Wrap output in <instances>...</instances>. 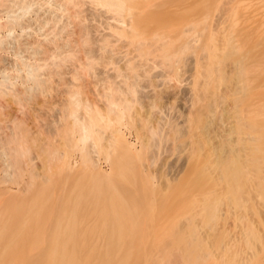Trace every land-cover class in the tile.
Returning <instances> with one entry per match:
<instances>
[{"label":"bare ground","instance_id":"6f19581e","mask_svg":"<svg viewBox=\"0 0 264 264\" xmlns=\"http://www.w3.org/2000/svg\"><path fill=\"white\" fill-rule=\"evenodd\" d=\"M216 1L217 0H49L47 2L49 4L51 3L50 5L54 8H52V10L51 6L49 10L50 13L44 12V14L41 13V10L39 11L41 3L39 2V5L37 0H0V7H3L0 8V11L3 13L4 9L6 12L4 15L6 24L4 21L0 23L2 24V29L5 24L8 30H12L15 27L24 29L26 25L23 23L27 21V26H29V23L30 25L32 24L33 19L35 23H39V26L52 20L55 26L58 25V28L65 30L69 39L84 45L90 40L92 30L95 31L98 28H95L93 25L95 22L90 23V19L93 21L96 18L100 19V17L104 16L106 19L111 17L114 23L116 21L115 24L111 20L109 21L112 23L107 20L104 23H108H106V25L109 31L111 30L110 34H113L112 36L115 37V39L117 37L118 39L123 38L121 39L122 46L128 45L126 47H132L133 50L137 51V55L139 56V59L134 58L136 55H134V53L136 52H134L131 57H129L130 55L128 56V60L126 61H129L127 62L129 65L125 62L124 65H128V67H124H127L130 71L126 73L125 71L128 70H124V72L129 75H125L123 74L124 72H121L125 77L127 76L125 78L126 80L123 79V82H127H125L127 85L125 83L124 85L127 86L129 89L128 91L131 90L133 94L137 93L135 95L140 94L147 98V103L145 102L147 106L145 108L147 109L144 108L145 105L141 102L144 105L141 107L144 108L142 115L145 118L141 117L147 121L144 123L146 124L145 126L144 124H142L143 126L141 125L142 128L146 127L145 130L143 129L144 131L141 130V132L143 131V133H145V137L142 138L139 136L140 147L143 149L146 148L147 150L146 157H143L145 159V164L143 165L145 166V178L148 180L152 179L160 169V175L163 174V177L166 176L165 179L170 183L172 190L184 195L186 194L187 196L184 197L185 199L189 198L188 195L191 197L190 204L195 210L216 213L218 209H223L222 213H228L230 211L242 209L244 197L262 198L264 200V7L260 4L259 8L255 7L258 3L255 5L253 2H256V0L251 1V4H254L253 6L256 9L250 6L248 0L246 4L249 5V8H245L248 6H246L244 2L245 5L240 3L241 6L239 5L238 9L235 7L237 6V1L241 2V0H223L221 3H217ZM235 1L236 3H234ZM35 2L39 7L36 4V6H33ZM85 4H88V6ZM42 6L44 5L42 4ZM49 6H47V8ZM250 8L252 12H250ZM245 9H248V11ZM58 10H60L59 13H57ZM26 14H29L28 16H31L32 20L29 18L24 19L26 18ZM1 16L3 17V14ZM101 19L103 20V18ZM96 22L99 21L97 20ZM97 24L100 26V22ZM31 29L33 28L31 27ZM102 29L103 28H101V30ZM34 30L36 31V29ZM64 30L61 31L63 32ZM22 31L23 30H21V32ZM53 31L52 33L50 32V34L56 35L58 33L57 29V32L55 31L56 33ZM7 32L6 35L9 34L10 31ZM25 32L28 33L27 30ZM65 32L62 33L63 36ZM105 32L107 35L109 34L107 31ZM61 33L59 32L56 36L58 37ZM95 33L97 34V32ZM98 34L100 35L102 33L99 32ZM106 34L105 36H107ZM18 36L20 37V35ZM63 36L61 35L60 38H63ZM67 36L64 37L65 40L68 39ZM10 37H7V39ZM57 37L53 40H60ZM35 38L38 39L40 37ZM48 38L49 36L47 40ZM51 38L52 37L48 40L50 44L54 42L51 41ZM98 38H100V41L103 38L105 39V37ZM98 38L96 42L99 41ZM42 39L43 38H41V40ZM45 39L46 36L44 40ZM69 39L68 41L70 43L71 40ZM3 40L6 42L5 38H0V43L3 44ZM65 40L63 41V39H61L59 42L56 41V44L55 42L53 44L62 46V42L63 44L67 42V40ZM109 40L111 39L108 38V42ZM32 42L35 41L32 40ZM125 42L127 44L123 45ZM6 43L8 44V42ZM40 43L45 46V43L39 42V44ZM104 43L101 45L104 46ZM23 44H25V42ZM41 44L40 47L42 46ZM29 45L31 46L32 43H29ZM33 45L37 46L38 44ZM33 45L32 47L34 49ZM55 45L53 47H56ZM65 46L67 45L63 47ZM77 47L75 51L79 49ZM121 47L118 45V48ZM37 48L35 47V49ZM58 48L57 51H59ZM74 48L75 45L72 50ZM88 48L90 49V46ZM88 48L86 51H88ZM100 48L101 47L98 48L99 51ZM115 48H117L116 45ZM52 50L54 53V48ZM60 50L64 51L65 49ZM81 50L84 51L82 47ZM116 50L117 49H115V51ZM99 51H96V53ZM118 51L116 53H118ZM123 51L125 50L123 49L122 52ZM108 52L110 53V50ZM89 53H91V51ZM103 54L102 58H104ZM126 54L128 55V53ZM3 56L4 55L1 56V59ZM88 57L89 56H87V58ZM107 57L108 56L105 58L107 59ZM22 58L21 56V60H19L21 61V68L25 70L23 71V76H25L24 80L27 79L25 82H28V84L30 80V82H33L29 85L27 84V87H25L26 84L22 83L23 88L21 87V89L24 90L25 87L26 91H20L26 92L25 95L27 96L28 92L30 94L32 90L34 92L38 88L40 80L42 81L41 77L45 76L40 72L42 76L40 78L38 77L40 73L37 72V69L40 68L42 62L36 63L38 60L36 62L34 61L36 64L34 67V64L32 65L31 62L28 64V60L26 62ZM79 58L82 59L84 57L81 56ZM92 58L94 59L95 57ZM114 58L112 59L111 57L112 60H114ZM120 58L122 60V57ZM96 59L97 58H95V60ZM52 60L54 59L52 58ZM89 60L90 61H85L84 65L88 64L86 62H90V65L91 59ZM102 60L104 62V59L100 61ZM81 63L83 65L82 60ZM52 64L51 61V65ZM54 65L52 68L54 67L55 69ZM73 65L75 64L73 63ZM85 67H83L82 70H84ZM98 67L100 68L101 66ZM104 69L107 70V68ZM104 69L100 73L102 76L104 75ZM98 70L97 72H99ZM119 70L120 69H118V71ZM77 71H79V69ZM0 72V90H3V84L7 86L10 83L12 84L13 81L11 80V72L7 73L3 69ZM105 75H107L106 72ZM96 77H98V75ZM103 78H105V76ZM46 79H43V81H46ZM142 80H144L145 83H142ZM116 82L118 83L117 80ZM116 82L112 85L116 86ZM6 83L8 84L6 85ZM16 83L12 87H9V85L8 87L13 88ZM43 83L44 82H42V84ZM32 84L38 85L37 88H33L34 86ZM44 84H46V82ZM110 85L108 82V85L104 86L108 87ZM41 86L42 85H40V87ZM40 87L38 88V92L40 91ZM71 87L73 88V86ZM126 88H124L123 91L126 90ZM14 89L15 88H13V90ZM16 89V92H20L18 88ZM4 91L5 90L0 91L1 94H3L2 92ZM6 91L4 93L5 95L11 92L8 91L9 93H6ZM123 91L120 92L122 93ZM33 92H31V96H34L35 92ZM37 93H35V96ZM73 93L72 91L71 94ZM126 95L124 94V96ZM135 95L133 97H135ZM10 96L12 97L13 95L11 94ZM75 96H77V94ZM79 98L80 97H78L77 100L76 98L71 99L74 101L73 105L77 102L75 104L76 107L82 99L79 100ZM125 98L127 99V97ZM84 100L85 99H83V101ZM137 100L138 99H136V102ZM129 101L131 102L133 100ZM123 103L124 102H122V104ZM107 104L109 105V103ZM128 105L129 104L126 103L124 107H128ZM74 106L72 108L68 106L71 108L70 110L73 114L75 112V109L73 111ZM92 108L94 109L93 106ZM112 110H114V108L110 110L107 109V111L110 112ZM89 112L88 114L90 115L88 118L86 117L88 114L83 115L86 119L74 117L76 119H74L75 121L73 124L77 127V130L81 131H79V135L83 144L92 136L91 132L95 125L99 124V122L102 121L100 119L103 118L101 116V118L98 117V111L92 112V110H89ZM68 113L67 109V115ZM1 115L2 114H0V116ZM5 118L0 117V124H8ZM67 121L69 122L68 119ZM141 121L143 122L144 120ZM1 126L2 125H0V129ZM18 126L16 124L17 128ZM72 126L70 124V127ZM4 127L5 126H3V128ZM140 127H138L139 130ZM22 128L25 129L24 127ZM139 130H136V132ZM7 131L8 130L4 131V133H9L13 130ZM70 131H72V134L69 135H75L73 134L75 132L73 128H71ZM103 131L104 130H102V132ZM108 131L107 133H109ZM15 132H11L14 135L13 138L16 137ZM27 132H29V130H27ZM6 133L7 140L4 143H2L4 140H1L2 142L0 141L2 143V145L0 143V264H25L28 258L24 261V252L28 253L32 261L31 264L138 263L137 259L140 257L139 245H134L132 243L133 239L131 240V238L133 237L130 233V230L135 228L133 225H136L135 218L139 211L137 203V198L139 197L135 196V194L138 193V189L107 186L103 182L104 178H107V176L102 173L99 168H95L94 174L96 172V178L88 179L89 174L87 175L86 173L87 178L83 175H75L71 176L70 181L66 183V185L63 184L59 186L57 189L58 191L60 190L59 192L62 199L58 200L60 201L59 203L55 201L58 205H53L54 203L51 202L53 199V196L51 197L53 180H51V183L48 181L51 178L50 174L48 176L46 174V176L42 178L43 180H40L41 182L38 180L39 183H31L33 185L35 184V187L32 191H29V185L31 184L29 181L23 180V172L21 173V166H19V164L21 165L20 159H24L22 158L23 153L20 152L21 149L19 150V148L15 146V149L22 153V155L19 154L21 155L20 158L18 152H14L15 149L11 146L14 145L18 139H23L24 137H19L21 136L19 135V138L14 140L15 143L8 146L10 148H6L4 144H6L7 141L11 142L13 140L12 136L9 137ZM24 133L25 132L22 133L23 136L27 134ZM12 134L9 133V135ZM31 134L29 132L28 135ZM3 137L4 135L2 138ZM74 137L75 136L72 137L71 143H73ZM110 138H107V140L109 139L110 145L112 146L111 153L118 154V157L115 158V162L119 164L121 175L125 176L126 170L123 171V168L129 169L130 166H134V155L129 151L130 146L121 133L114 132V134H111ZM19 141L18 143L20 145ZM28 142H30V140ZM89 142H86L88 144L84 145L85 149L82 154V157L87 162H90L91 158L94 157V154H91L92 157L88 156L90 152L93 153L94 150L92 149V151H90V147H95L94 141H91L92 143L90 144ZM106 144L108 145V143H105L104 146ZM22 146H25V144L19 147ZM11 148L12 151L10 150ZM119 150H123V152L120 154L117 152ZM13 152V156L17 154L16 157L12 156ZM25 152L27 153L26 155L29 154L27 151ZM93 165L94 164H92V166ZM49 176L50 178L48 179ZM64 176H66V174ZM160 178H157V180ZM29 180L31 179L29 178ZM56 183L61 184V181L59 180ZM57 185L58 184H56V187ZM28 192L32 193L29 194L30 197H27L28 195L25 196ZM26 197L28 200H25L27 199ZM50 197L52 198L51 200ZM221 198L229 200L231 204H227L225 208H219L218 201ZM127 213L132 215L133 220L130 223L125 219ZM83 214L87 215V218L85 217V222L91 225L90 228H85L87 225H81L84 221L83 217H81ZM84 229L85 231L90 229L92 232L95 230V233L86 235L84 234ZM28 232H32L30 233L32 234L30 239L26 236ZM26 239L27 243H25ZM28 240H31V243L29 241L30 245L28 244ZM25 244L28 245L26 247L30 248V250H28L29 252L24 250ZM133 248L137 250H133ZM253 252L254 255L258 256L259 263L264 264V244H262L259 250Z\"/></svg>","mask_w":264,"mask_h":264},{"label":"rangeland","instance_id":"374dc122","mask_svg":"<svg viewBox=\"0 0 264 264\" xmlns=\"http://www.w3.org/2000/svg\"><path fill=\"white\" fill-rule=\"evenodd\" d=\"M44 1L45 0H40V1L37 0L38 4H39V2L41 3V6H40L41 9L39 7L40 4L38 5L36 2L34 3L33 6L38 5L39 11L41 10V13H44V12L50 13L49 10H50V7L52 5H50L51 3L49 4L47 2L49 0H46L45 1L46 3ZM222 1L223 0H220V1L217 0L216 2L221 3ZM246 1L247 0H243V1L241 0V2L237 1V4H236L237 6L235 8L238 9V6L240 5V3L241 4L243 3V5H245ZM248 1L250 2L249 3L250 6H252L254 9H256L255 7L259 8V4L263 5V7H264V0L263 1L256 0V2L253 0L254 1L253 3H255V5L258 3L257 4L258 6L256 5L255 7L253 6L254 4L253 5L251 4L252 0H248ZM244 2H245V4H244ZM259 2H261V3H259ZM44 3L47 5H45ZM234 3H236V1ZM42 4L45 7L42 6ZM85 5L88 6V4H85ZM47 6H49V7L47 8ZM234 6H235V4H234ZM246 6H248V7H245V8H249V5L246 4ZM52 8H54V7L52 6L51 9ZM260 9H261V7H260ZM245 10L248 11V9H245ZM249 10H250V12H252L251 8ZM3 11L5 12L4 9H3ZM59 11L60 10H58L57 13H59ZM4 12L1 13V11H0L1 15L3 14V17H4L3 18L0 15V17H1L0 22L1 23H3V21L6 19L4 16L6 14V12L5 13ZM250 12H248V13H250ZM28 15L29 14H26V16H25L26 18H24V19L29 18L30 20H32L31 16H28ZM105 16H107V15H105ZM101 18H103V20ZM97 20L100 22V26H99V24H97V23H99V22H96ZM106 20L107 21H109V20L113 21V19L111 17L109 19H106V17L104 18V16L100 17V19L96 18L93 21H92V19H90V23L95 22L94 24L93 23L92 24L95 26V28L98 27L97 28L98 30L97 29L95 31L92 30V32H91L92 34H90V35H92V36H90L92 38V40L90 38V40L87 42L88 44L85 43L86 47L90 46V49L87 47L88 51H86L87 48L85 47L84 43H83L84 45H81L82 43H76L75 40L69 39L65 30L58 28V25H57L58 23L56 24L57 26H55V24L52 23L53 22L52 20L49 21L48 23H45L44 25L39 26V23L38 22H37L38 24L35 23L34 19H33V21H32L33 25L32 24L30 25V23H29L30 27L27 26L28 22L25 21L23 23L24 25H26L24 27V29L21 27H20V29H19V27H15L12 30H8V28H6L7 27V25H5L6 21H4L5 24L3 26L4 27L3 29H2V24L0 23L1 24L0 25L1 26L0 38H2V39L5 38L6 42H8V44H7L6 42H4L5 40H3V44L0 43L1 44L0 47L2 49V50L0 49V54L2 53L1 56L4 55L2 57V59L0 56V59H1L0 60V71L3 69L7 73L11 72L10 73L12 75L11 80L13 81L12 84L6 83V85L8 84L9 87H12L16 82H18V83H16V85L20 84L19 85L20 87L16 86V85H15V87H13L15 89L18 88V91L23 90V89H21L22 83L26 84L25 87H27L28 82L27 83L25 82V81H27V79L24 80L25 76H23L24 75L23 71H25V70H23V68H21V64H20L21 56L23 57L22 59L25 60L26 62L28 60V62H29L28 64H30V62L32 63V65L34 64V67L36 65L35 62L37 60L38 61L36 63L42 62L40 68L37 69L38 70L37 72L38 73L41 72L43 74V76H45V77H41L42 74L41 73L38 74V77L42 78V81L40 80V83H39L42 86L41 87H40V85L39 86L37 85V86H38V88L40 87L39 90L42 93L40 91L38 92L37 86L32 84L34 86L33 88H37L34 91L35 93L38 92L36 94V96H35V93L33 92V90L31 92L34 93V96H31L32 95L31 92H30V94L28 92L27 96H26L25 95L26 92L25 93L23 92L25 90V87H24L23 91H20L21 92V94H20V92H16L15 89L13 90V88H9L8 85L4 86V84L2 87L3 90L6 91V90L10 89L8 91L9 92L11 91L12 93L11 92L9 93L8 91H6V93H9V94L5 95L4 94L5 91H4V92H2L4 94L3 95L0 92V114L3 115V116L1 115L0 117L5 118V115L7 114L5 119L8 121V124H6V123L0 124V125H2L0 130H2L3 126H5V127L8 126L6 129H4L5 127L3 128V130H2L3 132L0 131V132H2V133H0V141L4 140L3 142L1 141L2 143H4L7 140V137L5 135L6 132L4 133V131H6V130H8L7 132L13 130V131H11L12 133H14L16 131L15 135L17 137V138L16 137L13 138L14 135L11 132H9V133L12 135H9V133H6V134H8L7 136H9V137L12 136V138H13V140H12L13 142L7 141L6 144H4V146H6V148L8 146H10L11 144L15 143L14 140H17L19 137H24L23 139H18L14 145H11V146H13L12 148H14V149H15V146H17L19 148V150L21 149L20 152L23 153V155H22V153L18 152V150L15 149V151H14V149H13L14 152H16V151L18 152V156L20 158H21V155H22V158H24V159H20L21 165L19 164V166H21L20 167L21 173L23 172V174H22L23 180L29 181L31 184V183H37V182L39 183L40 180H43L42 178H44V176H46V174H47V176L50 174L51 178L54 177L52 179L50 178V176L48 177V179L50 178V180H48V181H50V183H51V180H53L52 181V187L54 190L52 189V194H51V197L53 196L52 197L53 199L50 197V200L52 199L51 202L54 203L53 205H55L56 202L59 203L60 201H58V200L62 199V197L60 196V192H59L60 190L58 191V189H57L59 186H62L63 184L66 185V183H68L70 181L71 176H75V175H83V176H85V178H87L86 174L87 175L89 174L88 179L96 178V172L94 174L95 168H97V169L99 168L102 171V173H104L107 176V178H104V180H103V182L107 186L127 187V188L135 189V190L138 189L137 190L138 193L135 194V196L139 197V198H137L139 211H138V215L135 218L136 219V225H133L135 228H133V230H130L131 236L133 237V238H131V240L133 239L132 243L134 245L135 244L139 245L138 249L140 251V257L137 259L138 260L137 264H260L258 256L254 255L253 251L259 250L260 247L262 246V244H264V200L262 198L244 197V199H243L244 204L242 206V209H239L237 211H230L228 213L227 212L225 213L223 211L224 213H222L223 209H218V211L216 213H207L205 211L195 210L193 208V206L190 204L191 203V201H190L191 197L189 195H188V197L190 199L189 198L185 199L184 197L187 196L186 194L184 195L182 193H178L177 191L172 190L170 187L171 186L170 183L168 181H166V179H165L166 176L163 177V174H161L162 176L160 175V173H161L160 169H159V171H157L156 175L152 179L148 180L147 178H145V176H144L145 166H143V165L145 164L144 158L146 157L147 150H146V148L143 149L140 147V137H142V138L145 137V133H143V131L145 130L146 127L142 128V126H143L142 124L146 123L147 121H145V119H142V117L145 118L142 114H143V109L145 107H147L146 106L147 98L144 95H140V94L135 95L137 93L133 94L132 91L131 90L128 91L129 90L128 87L124 85V83L126 82L125 78L127 77V76L125 77V75H129V74H125V72L128 73L130 71L127 68L129 65L127 62H129V61H126V60H128L127 59L128 56L130 55L129 57H131L134 52H136V53H134V55L135 54L137 55V51L133 50L132 47L130 48V46L126 47L128 45L122 46V44H121L122 40L121 39H123V38L118 39V37L116 35H114L117 37L116 38L118 41L117 42L115 37L112 36L113 34H110L111 30L109 31V28L106 25L107 22L104 23ZM102 23H104V24H102ZM110 23H112V22H110ZM113 23H114V21H113ZM115 23H116V21H115ZM31 27L33 29H31ZM100 27L103 28L102 29L103 31L101 30ZM50 28H52V29H50ZM4 29H6V30H4ZM34 29H36V31ZM56 29L58 30L57 34H59V32L61 33L62 32L61 30H64L62 33L65 32L66 35L64 34V36H63V34L61 33L63 38L62 37L60 38L61 35H59L58 37L56 36L57 34L56 35L53 34V35L55 37L59 38L60 40L63 39V41L65 40L64 37L67 36V38L69 40H71L70 43H69L68 39H66L67 42L65 44H63V42H62V44L60 43L62 46H59V44L55 45L60 40L57 39L56 40L57 42L54 41L53 39L55 37L52 34H50V32L52 33V31L54 30L53 32L56 33L57 32ZM21 30H23V31L21 32ZM24 30L25 31L27 30L28 33L25 32ZM7 31H10L9 34L11 33L10 35L7 34L9 36L6 35V33H8ZM15 31H16V33H15ZM105 31H107V33H109L108 35H110L113 38L108 36ZM95 32H97V34ZM99 32L102 33L103 35L102 34L99 35L98 34ZM42 33H43V35H42ZM4 34H5V37H4ZM35 34H37V35H35ZM94 34H95V36H94ZM105 34L107 36H105ZM11 35H13V36H11ZM18 35H20V37ZM24 35H25V37H24ZM10 36L13 38V40ZM45 36H46L45 40L47 41V44H46V41L44 40ZM48 36H49L48 40L50 39V37H52L51 41H54L55 44H53L54 42H52L51 44L48 43L49 42L47 40ZM7 37H10V38L7 39ZM35 37H37V38L40 37V38L36 39ZM98 37H105V39L103 38L104 40L102 39L100 41V38H98ZM41 38H43L42 40L45 42H43L41 40ZM97 38L99 39L98 42H96ZM108 38L111 39V40H109V42H108ZM93 39H95V40H93ZM32 40L35 42H32ZM38 40H39V42L45 43V46L40 43L43 46V47L42 46L40 47ZM21 42H22V44H21ZM24 42H25V44H23ZM71 42H73V43H71ZM95 42H96V44H95ZM29 43L30 44L32 43V45L38 44L39 46L37 45L38 46V48H37V46L33 45L34 46V49H33L32 45L30 46ZM67 43H69V44H67ZM103 43H104V46L106 45L107 47L106 46L104 47L103 45H101ZM116 43L120 47L121 46L122 47L118 48V45ZM91 44H92V46H91ZM124 44H127V43L125 42V43H123V45ZM20 45H22V46H20ZM54 45L56 47L57 46L60 47V48L57 47L59 51H61L60 49H62V50L65 49V50L59 52V51H57L56 47H53ZM64 45H67V46L63 47ZM74 45H75V48L72 50ZM94 45L95 46L97 45L96 48ZM115 45L117 48H115ZM5 46L7 47V49ZM98 46L101 47L100 48L101 52L99 51ZM112 46H113V48H115L117 50L115 51V49H113ZM35 47L37 49H35ZM70 47H72V48H70ZM76 47L79 48L77 51H75ZM81 47H82V49H84V51L81 50ZM29 48L33 49V50H30ZM51 48L52 49L54 48V53H53V50ZM69 48H70V51H69ZM21 49H23V50H21ZM91 49L94 51H92ZM108 49L110 50V53L112 56L108 52L109 51ZM121 49L122 50L124 49L125 51L122 52ZM131 50H133V51H131ZM33 51H36V52H33ZM37 51H39V52H37ZM78 51H80V52H78ZM85 51L88 53H86ZM90 51H91V53H89ZM96 51H99V52L96 53ZM117 51H118V53H116ZM129 51H131V52H129ZM105 52H106V54H105ZM3 53H5V54H3ZM126 53H128V55ZM32 54H34V55H32ZM44 54H46V55H44ZM56 54H57V56H56ZM102 54L104 55V58H102L103 57ZM113 54H114V56L118 55V56H115L116 59L114 58ZM123 54L125 57L126 56L127 57L125 58L123 56ZM37 55H39V56H37ZM48 55H49V57H48ZM94 55H96V56H94ZM105 55L108 56L107 57L108 60L105 58L106 57ZM66 56H69V57H66ZM81 56L84 58H82V59L79 58ZM87 56H89V57L87 58ZM135 56H134L135 59H139L138 55L136 57ZM92 57H95L97 59L95 60V58L93 59ZM111 57H112V59L114 58V60H112ZM117 57L118 58L122 57V60H121V58L118 59ZM52 58L54 60H52ZM55 58H56V60H55ZM80 59L83 61V65H84L85 61H90L89 59H91L92 65L91 64L89 65L90 62H86L88 64H85L86 65V67H85V65L84 66L82 65ZM101 59H104V62H103V60L100 61ZM105 59L108 61V63ZM18 60H19V62H18ZM49 60L52 61V63H53L52 65H51V61H49ZM73 60H75V61H73ZM110 60H112V61H110ZM47 62H49V63H47ZM110 62H112V63H110ZM125 62L128 65H124ZM54 63H55V65H54ZM73 63L75 65H73ZM100 63H101V65H100ZM42 64H44V65H42ZM120 64H123V65H120ZM53 65L55 66V69H54V67L52 68ZM82 66L85 67L86 69L84 68V70H82V68H83ZM98 66H101V67L99 68ZM124 66H127L126 67L127 69ZM98 68H99V70H98ZM101 68H103V69L107 68V70L104 69V72H103L104 75L103 76L100 74L103 71V69H101ZM76 69L77 70L79 69V71H77ZM89 69H90V71H89ZM94 69H95V71H94ZM96 69L99 72H97ZM118 69H120V70L118 71ZM51 70H52V72H51ZM80 70H82V71H80ZM124 70H128V71L124 72ZM88 71L90 72V74ZM78 72H80V73H78ZM105 72L107 75H105ZM121 72L122 73L124 72L123 74H125V75H123ZM75 73H77V74H75ZM97 75H98V77H96ZM109 75H110V77H109ZM104 76H105V78H103ZM108 78H109V80H108ZM43 79L44 80L46 79V81H43ZM104 79H106V80H104ZM123 79H125L124 80L125 82H123ZM21 80H23L24 82ZM97 80H99V81H97ZM116 80L118 81V83L116 82ZM28 81H29V79H28ZM30 81H29V84L33 83ZM107 81L109 82V85L110 84L114 85V82H116L118 85V89H117V85L116 86L110 85L111 88H110V86L106 87L108 85ZM42 82H44V83L46 82V84H44V83L42 84ZM141 82L145 83L144 80H142ZM104 85H106V86H104ZM71 86H73V88ZM113 87L114 88L116 87V88L114 89ZM124 88H126V90L123 91ZM70 89H72V90H70ZM3 90H0V91H3ZM80 90H82V91H80ZM69 91H71V92L73 91L75 94L74 93L71 94V92H69ZM120 91H123V92L121 93ZM127 92L128 93L130 92L131 95H130V93L128 94ZM18 93H19V95H18ZM22 93L24 94V96ZM108 93H110V94H108ZM11 94L13 95L12 97L10 96ZM76 94H77V96H75ZM124 94L125 95L127 94V95L124 96ZM119 95H120V97H119ZM121 95H123V96H121ZM134 95H135V97H133ZM10 97H11V99H10ZM29 97H31V98H29ZM32 97H35V98H32ZM78 97H80L79 100L81 98L82 99L80 101L78 100L79 104L76 107L75 104L77 102H75V104H74L75 106H74L73 105L74 101L71 99L76 98V100H77ZM123 97L124 98L127 97V99L126 98L124 99ZM131 97H133V98H131ZM23 98H24V100H23ZM27 98H28V100H27ZM115 98H117V99H115ZM83 99H85V100L83 101ZM136 99H138L137 102H136ZM141 99H142V101H141ZM70 100H71V102L69 103ZM129 100H133L134 102L133 101L130 102ZM139 101H140V103H139ZM122 102H124L125 104L128 103L129 104L128 107L127 106L124 107L125 104L124 103L122 104ZM107 103H109V105ZM71 104L74 106L73 111L75 109L74 114L70 110L73 107ZM1 105H3V106H1ZM65 105L66 106L68 105L69 107H71V108H69L67 106V109L69 112L68 115H67V109H66ZM92 106L94 107V109L92 108ZM141 106L142 107L144 106V108H142ZM109 108L110 109L114 108L115 111L114 110H112L111 112L107 111V109L110 110ZM76 109H77V111H76ZM145 109H147V108H145ZM89 110H92V112L98 111V113H99L98 117L99 118L103 117L102 119H100V120H102V121H100L101 124L99 122V124L95 125L93 131L91 132L92 136L89 139H87L88 141H85V144H88L86 142H89L90 140L92 142L94 141V145L96 147V148L94 146L90 147V149H91L90 151H92V149H94L93 153L90 152V154L88 155L89 157L90 156L92 157V155L94 154L93 155L94 157L91 158V161L89 160L91 163L87 162L82 157L83 151L85 149V147H84L85 144H83V141L80 140L79 133L81 131L77 130V127L74 126V124H73L75 121L74 119H76L74 117H77V118L80 117V119L84 118L85 116H83V115H87ZM137 110H139L140 112ZM80 111H81V113H80ZM1 112H3V113H1ZM65 112H66V114H65ZM137 112H139V113H137ZM89 115L90 114H88L86 117L88 118ZM124 116H126V117H124ZM139 118H140V121H139ZM67 119L69 120V122L67 121ZM84 119H86V118H84ZM141 120H144V121L142 122ZM16 124H17V126L19 125L18 128L20 127L22 130L20 128L18 129L16 127ZM44 124H45V126H44ZM70 124H71V126L73 124V126L70 127ZM136 125H139V126H136ZM145 125L146 124H144V126ZM22 127H24L25 129H23ZM138 127H140V130ZM71 128H73V131H75L73 133V134H75V135H73V136H75L73 138V143H71L73 136L69 135V134H72V131H70ZM74 128H76V129H74ZM14 129H16V130H14ZM135 129L139 130L140 132H141V130H143V129L144 130L140 133L139 131L136 132ZM27 130H29L30 134L31 133L32 134L28 135L29 132H27ZM66 130H67V132H66ZM68 130H69V133H68ZM102 130H104V131L102 132ZM19 131H20V134H19ZM107 131L109 133H107ZM23 132L27 133V134L24 133L26 137L28 136L27 138L25 136H23V134H22ZM114 132L121 133L124 136V139L126 140L127 144L130 146L129 151L134 155V166L133 165L130 166L129 169L123 168V171L126 170L125 176L121 175V173L119 171L120 170L119 164H117V162H115V158L118 157V154L117 153H113V154L111 153L112 146L110 145L109 139L107 140V138H110L111 134H114ZM105 133H106V135H105ZM1 135L2 136L4 135V137L2 138ZM19 135H21V136H19ZM26 139H27V141H26ZM74 139H75V141H74ZM19 140H23L27 143H25L23 141H19ZM29 140H30V142H28ZM69 140H70V142H69ZM18 141L20 142V145H19ZM91 141L89 142V144L92 143ZM21 142L23 144H25V146L19 147V146L23 145ZM2 143H1V145H2ZM101 143H102V145H101ZM103 143L104 144L108 143V145L106 144L104 146ZM23 147H26V148H23ZM53 147H55L56 149ZM8 148H10V147H8ZM12 148L10 149L11 151H12ZM86 148H87V146H86ZM22 149H23V151H22ZM144 150H145V153H144ZM25 151H27L29 154L26 155L27 153ZM56 151H58V152H56ZM14 152H13L12 156L14 155ZM117 152L121 154L123 152V150H119ZM54 153H55V155H54ZM19 154H21V155H19ZM16 155L13 157H16ZM45 156H47L48 158ZM93 159H94L95 163H94ZM95 159H97V160H95ZM84 161H86V162H84ZM89 163H90V165H89ZM92 164H94L95 166L94 165L92 166ZM25 166H27V167H25ZM138 169H139V171H138ZM65 174L67 177L64 176ZM159 175L161 176V178ZM62 176H63V178H62ZM29 178L31 180H29ZM97 178H98V176H97ZM157 178H160V179L157 180ZM59 180L61 181V184H59L60 182L56 183ZM167 182H168V184H167ZM44 183H46V182H44ZM56 184H58L57 187H56ZM34 185L33 184L29 185V191H32L34 189V187H35ZM165 187H166V189H165ZM53 191H54V193H53ZM29 194H32V193L28 192V194H26L25 196L28 195L27 197H30ZM25 200H28V198ZM227 204H231V203L229 200H227L225 198H221L218 201L219 208H225ZM56 205H58V204H56ZM78 210H79V208H78ZM84 215L85 214H83L81 216V217H83V220H84L82 222L83 224L81 223V225H83V226L87 225V226H85V228L86 227L90 228L91 225L85 222L87 215H85V216ZM125 219L128 220V223H130L133 220L132 215H130L129 213H127ZM130 226H132V225H130ZM84 231H85V229H84ZM94 231L92 232V230L87 229V231H85L87 233L84 232V234H86V235L87 234L88 235L94 234L95 233ZM30 233H32V232H30ZM30 233L28 232L29 236L26 233V236L28 237V239H30V237L32 236V234H30ZM25 241L24 242L27 243V239ZM29 241L31 243V240H28V244H29ZM26 246H28V245L27 244L24 245V248H25L24 250L25 251L30 250V248H28ZM133 250H137V249L133 248ZM24 254H25V255H23V259L25 258L24 261L27 260V258H28V260L25 261V264H27V263L31 264L32 261H31L30 257L28 256V253L24 252Z\"/></svg>","mask_w":264,"mask_h":264}]
</instances>
